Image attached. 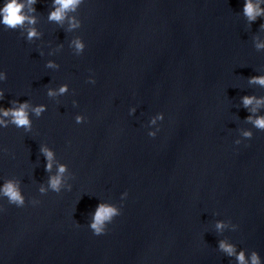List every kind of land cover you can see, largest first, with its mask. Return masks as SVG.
Segmentation results:
<instances>
[{
  "label": "clouds",
  "instance_id": "9594fccd",
  "mask_svg": "<svg viewBox=\"0 0 264 264\" xmlns=\"http://www.w3.org/2000/svg\"><path fill=\"white\" fill-rule=\"evenodd\" d=\"M37 0H27L29 5V11H34L31 5H34ZM81 0H53L55 10L51 11L49 14V19L54 21H62L65 17V14L69 10H75V8L79 5ZM264 4V0H245L244 4V14L247 16L248 20L254 21L258 16H264V8H261L260 5ZM25 7V4L22 2H18V0H4L3 6L0 7V24H3L8 29H15L18 26H23L24 22L27 20L30 24L34 23V18H29L22 13V9ZM73 27L76 25L73 24ZM28 38L31 39L37 35L35 29H30L27 33ZM75 47L77 52L83 51L85 45L78 39L75 42ZM43 54V53H42ZM48 67H52V62H49ZM7 78V74L0 70V82L5 81ZM92 84H95V79L93 78L90 81ZM253 82H258L264 85V77H256L253 78ZM66 91V86H62L59 89L60 93ZM56 93L49 91V95H55ZM3 98V90L0 89V99ZM253 102V98L245 97L243 99V103L245 106L251 104ZM16 103V102H13ZM260 103V101H257ZM28 108V104L20 103L18 107L13 108H3L0 106V116L9 117L11 116V123L15 124L17 127L24 126L26 128L30 127V120L28 119V113L26 109ZM42 107H36L34 109L35 113L39 115L42 112ZM251 120V117H249ZM156 120H163V114H158L157 117L152 121L153 124L156 123ZM77 122H82L80 117H77ZM258 128L264 129V117H260L252 121ZM9 121L0 119V126H7ZM159 131V128L157 129ZM150 136L155 137V133H150ZM245 137L250 138L251 133L245 132ZM236 144H239L240 141H235ZM41 151L44 153L48 163L46 164V170H51L52 167V158L53 153L46 149L42 148ZM65 166L61 165L58 169L60 174L65 172ZM61 185V176L57 175L55 177L50 178V187L59 191ZM44 189L41 188V192ZM0 194L7 197L8 202L10 204H15L17 207H24L25 202L24 198L20 194L18 185L13 181H6L2 186H0ZM128 193L125 191L124 198L122 199L121 206L119 208L115 206H109L105 204H99L97 206L96 211L93 214V222L90 225L92 229L93 235H103L106 232L105 222L111 223L114 217H117L121 214V207L123 206V201L127 198ZM39 204V201H33L32 205L36 206ZM3 211V209H0ZM218 228L224 227L222 223L217 224ZM220 248L227 252L229 255L235 254V249L232 245L227 244L223 241L220 242ZM237 259L239 264H246L245 256L243 252L237 254ZM251 264H260L258 256L253 253L251 256Z\"/></svg>",
  "mask_w": 264,
  "mask_h": 264
}]
</instances>
